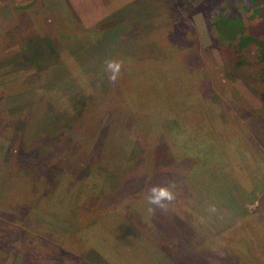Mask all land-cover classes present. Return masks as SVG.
<instances>
[{
  "label": "trees",
  "instance_id": "obj_1",
  "mask_svg": "<svg viewBox=\"0 0 264 264\" xmlns=\"http://www.w3.org/2000/svg\"><path fill=\"white\" fill-rule=\"evenodd\" d=\"M249 1L218 0L210 5L209 0H147L150 7L153 2L154 7L173 2L166 10L151 8L147 11L139 1L135 7L113 12L90 28L82 26V31L77 30L81 25L72 13L73 23H78L73 24L74 33L60 20V10H55L58 1L50 9L57 14L55 28L49 14L37 18L38 29L34 21L31 23L30 19H25L26 15L20 14V24L5 30L7 41L0 46V73L27 72L12 82H6L0 74V130L4 124L9 126L4 173L10 171L12 177L8 179L7 175V180L0 181V222L2 227L12 225L5 230L0 227V255L3 252L8 256L0 258L2 264L14 261V252H7L1 243L6 242L11 229H18L21 213L58 217L54 212L41 211L40 204L61 212L62 222L68 226L60 233L65 244L55 246L51 238L38 232L41 225L35 223L33 227L38 228L27 231L30 248L19 255L21 260L27 257L28 264H35L36 259L54 264H87L89 256L86 254L93 251L81 238L67 236L72 227L78 226L79 220L82 224L77 204L84 196L106 198L109 192L116 191L136 197L143 189L153 186L167 187L170 191V187L180 182L187 185L184 181L192 174L197 156L194 150L170 141L177 139L181 124L192 111L179 107L182 114L176 119V111L168 108L171 95L180 96L183 84L190 80L196 82L194 85L201 95H211H207L208 91L204 93L199 82L201 69L191 64L200 51L183 44L189 37L176 39L173 33L172 41L156 40L154 34L148 37L160 22L140 23L135 20L136 15H171L185 7L189 16H195L206 6L204 21L208 38L215 41L221 56L222 74L226 77L228 71L233 70L244 77L243 82L249 87L264 91V0ZM44 10L49 11V8ZM257 14L258 20L254 18ZM172 21L169 19V27L174 28ZM39 27L44 33L39 32ZM79 31L82 34H78ZM60 50L66 51L80 67L90 93L83 90L59 57ZM108 60L122 62L115 82L109 80L112 73L106 68ZM168 60L187 62L193 71L178 67L170 72L166 65ZM216 96L212 94L210 98ZM177 120L175 129L170 124ZM67 130L95 139L90 151L68 136ZM148 135L153 136V146L149 147L152 150L147 147ZM65 168L71 170L69 174ZM64 175L67 177L62 178ZM16 186L20 187L18 194L14 192L9 196ZM61 204L66 205L64 211L58 208ZM245 210L241 219L231 223L232 228L238 227L245 235L230 237L221 245L223 251L218 259L222 263L219 264H264V248L250 227L251 213ZM245 224L249 226L247 231L243 229ZM213 232L215 229L209 230ZM250 238L252 242L245 246L239 242ZM19 239L22 237H16L11 243ZM185 260L184 263L189 264ZM169 264H177V260Z\"/></svg>",
  "mask_w": 264,
  "mask_h": 264
},
{
  "label": "rangeland",
  "instance_id": "obj_2",
  "mask_svg": "<svg viewBox=\"0 0 264 264\" xmlns=\"http://www.w3.org/2000/svg\"><path fill=\"white\" fill-rule=\"evenodd\" d=\"M56 1L58 6L56 5L55 10H60L59 15L62 16L60 20L72 33H74L73 24L75 26L79 23L81 26H78L77 30L82 31L124 7V10H128L131 6L135 7L139 1L138 4L140 6L143 4L145 11L151 8L166 10L171 4L173 5V2H166L154 7L153 2V6L150 7L147 0H0V46L7 41L5 30L13 24H20L21 20L18 21L22 18L20 14L26 15L25 19H30L31 23L34 21L37 29V18L49 14L52 19L51 24L55 28L56 13H51L50 9ZM209 1L210 5L218 3V0ZM20 7L24 8L20 9ZM46 8H49V11L44 10ZM202 9L203 11L201 10V13L193 18L188 15L184 7L176 11L177 14L173 12L170 13L171 15L141 17L136 15L135 19L140 23L160 22V26L153 29L148 36L154 34L156 40L162 38L165 41L167 38L172 41L170 36L172 33L176 39L189 37V40L183 44L200 51L197 60L191 64L201 69L203 79L199 78V82L205 89L204 93L208 91L207 95H217L212 99L211 95L208 97L201 95L197 85H194L196 82L190 80L183 84L180 96L170 97L168 109L176 111V119L182 114L179 112V107L192 111V115H188V120H184L181 124L177 139L170 141L194 150L199 160L195 161L190 171L192 174H188L184 181H187L188 186L180 182L177 186L170 187L174 199L164 201L167 205L165 212L149 204L147 197L151 193L146 188L136 197L116 191L109 192V196L105 195L106 198L93 199L84 196L77 204L82 213V224L79 220L78 226L72 227L69 230L71 233L67 236L81 238L83 244L93 251L94 254L92 252L86 254L89 256L86 259L87 264H169L173 260H177V264H185V259L189 264L222 263L221 259H218L223 251L221 245L226 244L232 237L245 235H243L244 231L242 232L238 227L232 228L231 224L242 218L241 215L246 212L245 208L251 213L250 227L260 239L259 244L264 248L262 236L264 235V91L258 90V87L254 89L249 87L243 82L244 77L233 70L228 71L226 77L222 74L221 56L218 54L215 41L208 38L207 24L204 21V12L208 9L206 6ZM72 13L78 23H73ZM254 18L258 20L260 16L257 14ZM169 19L173 20L170 23L174 24V28L169 27ZM42 28H45V25ZM42 28L39 27V32L44 33ZM80 31L77 33L82 34ZM144 34L145 32H142L143 36ZM59 57L66 63L83 90L90 93L89 83L73 58L63 50L59 51ZM166 65L170 72L178 67L186 72L193 71L188 68L187 62L177 63L168 60ZM0 74L6 82H12L14 78L22 77L27 72L11 71ZM4 118L7 121L8 116ZM188 123H191L190 126L187 125ZM170 125L176 129L178 120ZM67 134L75 141L81 142L88 151L95 141L93 138L89 139L70 130H67ZM7 136H9V126L4 124V128L0 130V181L7 180V175L8 179L12 178L10 171L6 175L4 173L7 164L4 155L9 144ZM152 137L148 135V148L153 146ZM175 152H177L176 148ZM202 166L204 168L201 169ZM68 168H65L67 174L71 171ZM197 170L198 172H195ZM66 177L67 175H64L62 178ZM65 184L67 187L68 183ZM174 189L176 191H173ZM19 190V186L13 187L8 195L13 196L14 192L17 195ZM146 191L147 195H145ZM39 207L41 211L54 212L58 217H50L42 213H21L18 229H11L5 237L6 242L1 243L7 252L10 250L14 252V261L9 264H28L27 257L22 261L19 255L24 250H29L27 231L38 228L33 227L35 223L41 225L38 232L51 238L55 246L61 247L65 244L60 233L66 231L68 226L62 222L61 212L56 213L52 207L44 208L41 204ZM58 208L64 211L66 205L61 204ZM2 226L0 222V227L4 230L12 227L9 224ZM248 228V224L243 227L245 231ZM210 229H215L216 232L209 233ZM18 236L22 239L17 243H11ZM239 242L245 246L251 243L252 239ZM2 253L0 258L8 257ZM35 264L54 263L36 259Z\"/></svg>",
  "mask_w": 264,
  "mask_h": 264
},
{
  "label": "clouds",
  "instance_id": "obj_3",
  "mask_svg": "<svg viewBox=\"0 0 264 264\" xmlns=\"http://www.w3.org/2000/svg\"><path fill=\"white\" fill-rule=\"evenodd\" d=\"M121 61L108 60L106 61V68L111 71L109 80L115 82L121 68ZM151 195L147 197L149 204L155 205L161 209H165L167 205L164 201H172L174 199L173 193L167 187L153 186L149 189ZM151 211V209H150Z\"/></svg>",
  "mask_w": 264,
  "mask_h": 264
},
{
  "label": "crops",
  "instance_id": "obj_4",
  "mask_svg": "<svg viewBox=\"0 0 264 264\" xmlns=\"http://www.w3.org/2000/svg\"><path fill=\"white\" fill-rule=\"evenodd\" d=\"M192 18L194 17V16H191Z\"/></svg>",
  "mask_w": 264,
  "mask_h": 264
}]
</instances>
